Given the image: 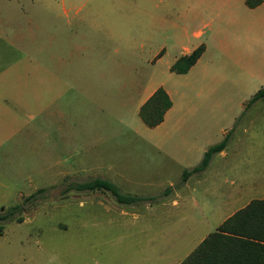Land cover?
Segmentation results:
<instances>
[{
	"label": "rangeland",
	"instance_id": "1",
	"mask_svg": "<svg viewBox=\"0 0 264 264\" xmlns=\"http://www.w3.org/2000/svg\"><path fill=\"white\" fill-rule=\"evenodd\" d=\"M170 1L174 9L168 18H175L183 4ZM231 1L222 31L242 14ZM63 2L86 3L87 30L75 34L65 27L58 17L61 0H0V41L14 44L0 45V103H5L0 109V214L21 206L20 213L0 223V264H180L192 248L189 243L233 209L227 200L231 191L264 178V99L227 125L235 112L223 95L230 86L224 91L217 87L222 109L212 110L208 102L217 95L158 70L152 81L180 93L173 96L182 112L204 107L199 115L207 121L201 126L204 151L231 131L225 155H214L205 172L198 174L201 179L191 176V189L184 188L185 183L177 186L183 170L173 158L176 142L164 141V151L153 148L133 134L130 109L102 105L96 99L101 87L113 88L129 81L136 70L146 71L149 50L163 42L176 45V32H164L161 23L141 50H130L118 40V35L129 36L134 21L146 23L145 12L157 6L159 14L165 0ZM53 68L62 77L59 85L52 82ZM114 70L125 78L97 77ZM88 73L96 76L78 80L91 87L92 95H83L79 86L75 92L69 90L70 74ZM58 112L62 122H75V134L69 140L65 131L61 143ZM185 147L182 152L191 146ZM93 178L106 179L125 194L157 198L122 206L107 192H65L69 184ZM39 189L44 192L24 201ZM150 208L155 213L148 212ZM19 217L21 223L16 221Z\"/></svg>",
	"mask_w": 264,
	"mask_h": 264
},
{
	"label": "crops",
	"instance_id": "2",
	"mask_svg": "<svg viewBox=\"0 0 264 264\" xmlns=\"http://www.w3.org/2000/svg\"><path fill=\"white\" fill-rule=\"evenodd\" d=\"M180 1L183 4V8L175 14V18H168V15H173L174 7L172 1L165 0V6H162L159 12V14H163L162 16H158V7L155 6L152 8L154 11L145 12L146 23L134 21L133 31L129 33V36L121 37L118 35L121 45L126 46L130 50H141V46L146 40L150 42L156 26L161 23L164 32L167 30L176 32V45L169 46L166 42H163L153 52L149 50V55L145 57V62L148 64L145 68L146 71L136 70L129 81L126 82L124 79L122 84L113 88L101 87L99 89L101 98L97 97L96 99L101 101L102 105L108 106L111 104L120 109H130L131 122L136 127L133 134L150 144L153 148L164 151V141L174 140L176 143L173 146L177 151L173 153V158L176 157L177 162L184 170L196 166L205 152L204 146H201L204 136L201 126L207 121L204 117L201 118L199 116L203 113L204 107L198 105V112L196 109L182 112V108L179 107L173 96L176 94L180 95V93L176 92L175 88L171 90L166 87L162 82L154 83L152 79L155 77L156 72L160 70L169 78L181 80L182 83L190 84V82H196L199 87L207 88L213 96L217 95V87H220L219 91L223 87L222 90L224 91L226 85L232 86L233 88L230 89L229 87L227 91H224L223 95L230 103L228 104L230 111H235L229 120L227 119V125L235 123L249 99L259 89L264 87V0L253 8L246 5V0H233L236 7L241 9L236 10L241 11L242 14L230 19L225 24L227 31H222L221 26L224 19L223 14L230 10L229 8H233L231 0ZM86 9V3L72 6L65 5L63 0H61L58 17L64 19L65 27L74 30L75 34H80L83 30H87V27H90L86 15L88 10L86 11ZM128 25L126 23L125 26ZM113 38H116V36H112V40ZM164 39L167 40L168 36L165 35ZM0 45L12 46L14 44L0 41ZM199 46H203L204 51L185 74H176L171 71L172 65L179 58L190 54ZM95 76V73H88L79 77L75 74H70L68 76L70 82H66V84L69 85V90L71 91L75 92L76 88L74 87L79 86L83 95H92L93 93H90L91 87L86 86L82 81L79 84L78 78ZM38 77L43 78L40 75ZM51 77L53 84L56 82L59 85L62 82L59 71L55 72L54 68L51 72ZM97 77L104 78L103 81L106 78L115 79L114 81L119 78H125L115 70L99 72ZM158 88H162L166 92L172 102V106L165 113L163 121L159 125L148 128L139 117V109ZM229 95H233L234 99H229L227 97ZM3 98L4 102L8 101L5 96ZM212 99L208 102V108L212 110L222 109V100L219 101V96L217 95ZM4 105L5 103L1 102L0 109H3ZM227 115L229 114L224 116ZM136 116H138V120ZM210 120L211 118L208 122ZM56 122L58 141L61 143L62 133L66 134L65 131H67L69 140H71V133L75 134V130L72 131L71 127H74L75 122H65V120L62 122V114L60 112L56 116ZM225 132L226 129H223V133ZM73 139L75 141V135H73ZM189 139L197 140L198 145L189 141ZM185 146H191V149H185L186 151L182 152L183 148H186ZM218 155L224 156L225 151ZM61 164L62 162L59 160L57 163L58 167ZM201 177L199 178L198 175L196 178L201 179ZM190 180V178L187 180L183 186L184 188L191 189L194 184H189ZM197 181L200 182L199 180ZM231 192L227 200L232 201L233 209L212 230L206 231L199 239L195 238L189 243L188 247H192L189 250V254L208 235L216 232L217 227L236 211L244 208L253 200L264 199V178L260 177L258 181L252 179L250 182H244ZM148 212L155 213L152 208L148 209ZM133 217L134 219L139 218L138 214Z\"/></svg>",
	"mask_w": 264,
	"mask_h": 264
},
{
	"label": "trees",
	"instance_id": "3",
	"mask_svg": "<svg viewBox=\"0 0 264 264\" xmlns=\"http://www.w3.org/2000/svg\"><path fill=\"white\" fill-rule=\"evenodd\" d=\"M261 1L246 0V5L253 8ZM203 51L204 47L199 46L190 54L182 56L172 65L171 71L176 74H185L196 63ZM262 99H264V87L249 99L244 111ZM171 106L172 102L166 92L162 88H158L140 107L139 117L146 127H156L163 121L165 113ZM230 133L231 131L219 143L208 147L196 166L184 169L177 186L183 185L191 176L206 170L212 157L226 149ZM169 190L170 188L166 190L167 194ZM70 191L79 193L107 192L111 194L118 205L122 206L152 202L157 198L122 193L113 183L102 178L71 183L65 192ZM43 192L44 189H39L24 201L29 202L36 198L37 194ZM20 211L21 206L17 205L5 214H0V223L11 219ZM16 221L21 223L22 219L19 217ZM1 230L2 226L0 225V236ZM180 264H264V199L249 202L244 208L223 221L217 227L216 232L208 235Z\"/></svg>",
	"mask_w": 264,
	"mask_h": 264
}]
</instances>
